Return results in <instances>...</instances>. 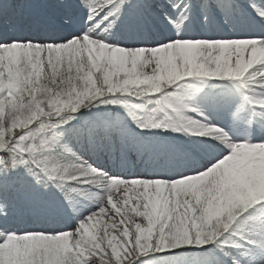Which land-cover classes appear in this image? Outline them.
Instances as JSON below:
<instances>
[{"label": "snow or ice", "instance_id": "obj_1", "mask_svg": "<svg viewBox=\"0 0 264 264\" xmlns=\"http://www.w3.org/2000/svg\"><path fill=\"white\" fill-rule=\"evenodd\" d=\"M0 264H264V0H0Z\"/></svg>", "mask_w": 264, "mask_h": 264}]
</instances>
